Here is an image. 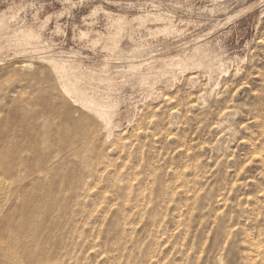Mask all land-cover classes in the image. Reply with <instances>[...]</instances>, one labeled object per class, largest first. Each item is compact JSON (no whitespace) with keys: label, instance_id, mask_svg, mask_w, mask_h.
I'll return each instance as SVG.
<instances>
[{"label":"rangeland","instance_id":"obj_1","mask_svg":"<svg viewBox=\"0 0 264 264\" xmlns=\"http://www.w3.org/2000/svg\"><path fill=\"white\" fill-rule=\"evenodd\" d=\"M0 173V264H264V0H0Z\"/></svg>","mask_w":264,"mask_h":264},{"label":"bare ground","instance_id":"obj_2","mask_svg":"<svg viewBox=\"0 0 264 264\" xmlns=\"http://www.w3.org/2000/svg\"><path fill=\"white\" fill-rule=\"evenodd\" d=\"M30 34H26V35H24V37L26 38V39H29L30 38ZM63 90H65V89H63ZM65 92L68 94V92L69 91H67V88H66V90H65ZM13 169V168H12ZM3 173H0V176L2 175ZM5 178L6 179H4V178H2V180L6 183V182H8L9 181V183H10V185L12 184V183H15L14 181H16L17 179H16V177L14 176V175H11V174H7L6 173V176H5ZM7 184V183H6ZM6 188V187H5ZM7 190L8 191H11V188H10V186L7 188ZM12 193V192H11ZM17 194H19V193H17ZM15 197V196H14ZM7 200V199H6ZM4 204V203H3ZM2 210V209H1ZM22 223V222H21ZM25 223H26V221H25ZM31 223V222H30ZM22 225V224H21ZM35 225V224H34ZM24 228V227H23ZM33 228V227H32ZM31 228V229H32ZM13 231H11V233H12ZM8 234V233H7ZM10 234V233H9ZM17 234V233H16ZM15 234V235H16ZM25 234V233H24ZM11 235H9V237H10ZM15 237V236H14ZM5 238V237H4ZM7 238H8V236H7ZM22 238H23V236H22ZM12 240H14V239H12ZM16 240V239H15ZM0 241H2V240H0ZM4 241H5V239H4ZM7 241V240H6ZM13 243L15 242V241H12ZM28 245V244H27ZM8 246V245H7ZM3 247V246H2ZM14 247V246H13ZM21 249V248H20ZM24 249V248H23ZM14 260V259H13ZM21 261V260H20ZM25 264V263H24Z\"/></svg>","mask_w":264,"mask_h":264}]
</instances>
